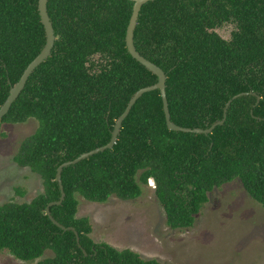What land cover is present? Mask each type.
<instances>
[{
  "label": "trees",
  "instance_id": "16d2710c",
  "mask_svg": "<svg viewBox=\"0 0 264 264\" xmlns=\"http://www.w3.org/2000/svg\"><path fill=\"white\" fill-rule=\"evenodd\" d=\"M133 7L132 0L49 1L55 47L0 120V131L38 120L15 161L41 175L44 191L0 204V255L9 250L35 264H168L96 241L91 218L78 215L79 194L95 202L137 199L151 180L172 229L192 228L210 193L236 178L264 207V0H153L142 7L135 44L167 73L172 120L209 128L230 99L247 94L205 134L169 129L161 91L146 92L112 149L63 171L66 197L51 211L76 228L80 243L47 214L62 197L59 166L109 143L134 94L158 81L128 51ZM46 39L39 0H0V108ZM49 249L54 255L44 258Z\"/></svg>",
  "mask_w": 264,
  "mask_h": 264
},
{
  "label": "rangeland",
  "instance_id": "374dc122",
  "mask_svg": "<svg viewBox=\"0 0 264 264\" xmlns=\"http://www.w3.org/2000/svg\"><path fill=\"white\" fill-rule=\"evenodd\" d=\"M231 30L232 26L223 29V35L228 37ZM38 125L36 118H30L6 123L0 131V204L31 201L44 191L41 175L15 161L22 142ZM19 188L26 194H19ZM143 189L139 198L131 200L114 195L106 202H95L78 195V215L91 218L96 241L130 247L168 264H264V207L240 178L216 187L196 224L185 230L168 226L154 181ZM53 255L49 249L44 258ZM36 262L21 260L9 250L0 255V264Z\"/></svg>",
  "mask_w": 264,
  "mask_h": 264
},
{
  "label": "water",
  "instance_id": "95a60500",
  "mask_svg": "<svg viewBox=\"0 0 264 264\" xmlns=\"http://www.w3.org/2000/svg\"><path fill=\"white\" fill-rule=\"evenodd\" d=\"M49 1L50 0H39V10H40V15H41V20L44 24L46 34H47L46 45L43 48V50L39 53V55L28 65V67L26 68V70L23 73L19 82L16 85H12L11 90H10V95L8 96L5 103L0 108V120H2L5 117V115L8 114L12 104L17 100V98L19 97V95L21 94L23 89L25 88V86H26L30 76L32 75V73L36 70V68L38 66H40L44 61H46L49 58V56L51 55V53L53 51V48L55 47L57 36H56L53 21L51 19V16H50L49 10H48ZM132 1H134L133 13H132V16H131V19H130V22H129V25L127 28V34H126V44L128 47V51L131 53V55L135 59H137L140 63L145 65L150 71L155 73L158 76V81L154 85H149V86H146V87L139 89L134 94V96L129 101L126 110L123 112V114L117 120L115 128L112 132V138L109 141V143H107L106 145H103L101 147L95 148L91 151L85 152L73 160L66 161L63 164H61L58 168L57 180L60 184L62 197L59 201H53L49 204V206L47 208V214L50 216V218L52 219V221L55 224H57L58 226H60L64 230H74L77 234V239H78L79 243H80L81 239H80L79 232L76 230V228L73 226L67 227V226L63 225L62 223H60L53 216V213L51 211V206L56 205V204L57 205L62 204L65 197H66L65 187L63 184V171L66 167H69L71 165H75V164L79 163L80 161L91 157L94 154L105 151L106 149H112L118 141L119 134L121 132V128L123 126L124 120L127 118L129 113L131 112L133 106L138 101V99L143 96V94H145L146 92L157 90V89H159L161 91V95H162L163 103H164V110H165V114H166V121H167V125H168L169 129L175 130V131L205 133V134H209V133L213 132V130L217 126L224 124L226 119H227L228 109H229L230 105L232 104L233 100L242 96V95L247 94L246 92H243V93L235 95L232 99H230L226 105V108H225L224 118L222 120L216 121L209 128L185 127V126L179 125L176 122H174L172 120V114H171L168 95H167V79H168L167 73L161 66H159L155 62L151 61L150 59H148L147 57L142 55L141 52L137 49L136 44H135V30H136L137 25H138V20L140 17L142 7L144 4L148 3L149 1H153V0H132ZM252 93L256 94L254 92H252ZM260 99H261V97L258 95V102L260 101Z\"/></svg>",
  "mask_w": 264,
  "mask_h": 264
},
{
  "label": "clouds",
  "instance_id": "9594fccd",
  "mask_svg": "<svg viewBox=\"0 0 264 264\" xmlns=\"http://www.w3.org/2000/svg\"><path fill=\"white\" fill-rule=\"evenodd\" d=\"M151 181H154V180H151ZM155 182V181H154ZM156 184V183H155Z\"/></svg>",
  "mask_w": 264,
  "mask_h": 264
}]
</instances>
